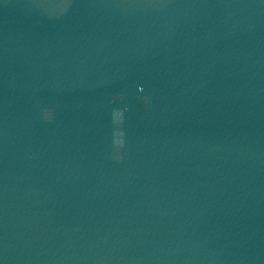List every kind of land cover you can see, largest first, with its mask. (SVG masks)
Instances as JSON below:
<instances>
[{"label": "water", "instance_id": "95a60500", "mask_svg": "<svg viewBox=\"0 0 264 264\" xmlns=\"http://www.w3.org/2000/svg\"><path fill=\"white\" fill-rule=\"evenodd\" d=\"M0 264H264V0H0Z\"/></svg>", "mask_w": 264, "mask_h": 264}]
</instances>
